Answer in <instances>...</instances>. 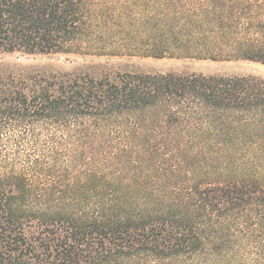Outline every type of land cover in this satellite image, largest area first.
<instances>
[{
	"label": "trees",
	"instance_id": "obj_1",
	"mask_svg": "<svg viewBox=\"0 0 264 264\" xmlns=\"http://www.w3.org/2000/svg\"><path fill=\"white\" fill-rule=\"evenodd\" d=\"M0 53L264 64V0H0ZM0 264H264V76L0 61Z\"/></svg>",
	"mask_w": 264,
	"mask_h": 264
},
{
	"label": "rangeland",
	"instance_id": "obj_2",
	"mask_svg": "<svg viewBox=\"0 0 264 264\" xmlns=\"http://www.w3.org/2000/svg\"><path fill=\"white\" fill-rule=\"evenodd\" d=\"M98 7L106 5L111 11H140V0H95ZM4 63L37 65L52 71H70L81 65L109 61L119 68H138L146 72L201 73L206 75H259L264 76V64L245 59L214 60L195 57H154L143 55H95V54H42L21 55L19 53H0ZM238 174L240 172H237Z\"/></svg>",
	"mask_w": 264,
	"mask_h": 264
}]
</instances>
